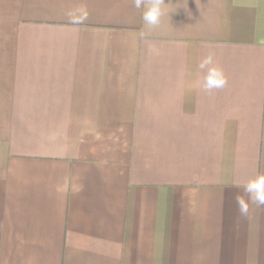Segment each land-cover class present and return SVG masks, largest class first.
Listing matches in <instances>:
<instances>
[{"label": "crops", "instance_id": "crops-1", "mask_svg": "<svg viewBox=\"0 0 264 264\" xmlns=\"http://www.w3.org/2000/svg\"><path fill=\"white\" fill-rule=\"evenodd\" d=\"M147 2L0 0V264H264V0Z\"/></svg>", "mask_w": 264, "mask_h": 264}, {"label": "clouds", "instance_id": "clouds-1", "mask_svg": "<svg viewBox=\"0 0 264 264\" xmlns=\"http://www.w3.org/2000/svg\"><path fill=\"white\" fill-rule=\"evenodd\" d=\"M164 0H148L146 4V10L143 12V20L147 25L156 26L160 22V18L163 15L162 4ZM136 8H141L145 5V0H134ZM86 18V13L83 10L80 11L79 17L72 15L71 22L74 24L81 23ZM211 65V67H209ZM199 67L201 69L207 68V76L204 80V87L206 90H212L215 88H222L226 83V78L222 69L213 64V57L210 54L204 60L201 61ZM244 191L248 196V199L257 204L258 206H264V174L256 176L250 180L245 186ZM236 203L241 215L248 214V202L241 199L240 196L236 197Z\"/></svg>", "mask_w": 264, "mask_h": 264}]
</instances>
